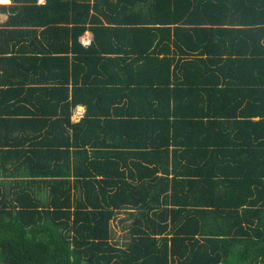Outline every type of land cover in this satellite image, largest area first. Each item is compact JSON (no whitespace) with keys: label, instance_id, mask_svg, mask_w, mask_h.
<instances>
[{"label":"trees","instance_id":"16d2710c","mask_svg":"<svg viewBox=\"0 0 264 264\" xmlns=\"http://www.w3.org/2000/svg\"><path fill=\"white\" fill-rule=\"evenodd\" d=\"M37 1L0 5V264H264V0Z\"/></svg>","mask_w":264,"mask_h":264},{"label":"rangeland","instance_id":"374dc122","mask_svg":"<svg viewBox=\"0 0 264 264\" xmlns=\"http://www.w3.org/2000/svg\"><path fill=\"white\" fill-rule=\"evenodd\" d=\"M83 40H85V38ZM125 216L126 214L124 213L118 214L116 219L111 224L113 240L120 245L126 243L128 239V233L126 229L127 222L122 221V219H124Z\"/></svg>","mask_w":264,"mask_h":264},{"label":"built area","instance_id":"2783aa9c","mask_svg":"<svg viewBox=\"0 0 264 264\" xmlns=\"http://www.w3.org/2000/svg\"><path fill=\"white\" fill-rule=\"evenodd\" d=\"M38 4H43L44 0H38ZM85 38V40H83ZM91 36L90 35H85L84 37L81 38V43L84 46H87L90 44ZM84 116V108L83 107H77L74 109L72 120L74 122L79 121L82 117Z\"/></svg>","mask_w":264,"mask_h":264},{"label":"crops","instance_id":"0c3cea01","mask_svg":"<svg viewBox=\"0 0 264 264\" xmlns=\"http://www.w3.org/2000/svg\"><path fill=\"white\" fill-rule=\"evenodd\" d=\"M9 4H10V0H6L5 2L0 0V5H9ZM6 20H7V15L0 13V28L4 25ZM87 35L89 34L87 33Z\"/></svg>","mask_w":264,"mask_h":264},{"label":"bare ground","instance_id":"6f19581e","mask_svg":"<svg viewBox=\"0 0 264 264\" xmlns=\"http://www.w3.org/2000/svg\"><path fill=\"white\" fill-rule=\"evenodd\" d=\"M1 1H3V2H5L6 0H1ZM261 1V0H260ZM223 4H225V3H223ZM261 18V17H260ZM166 21V20H165ZM262 28V27H261ZM226 30V29H225ZM229 30V29H228ZM232 31V30H231ZM254 36V35H253ZM255 38V37H254ZM257 39V38H256ZM179 41V40H178ZM164 46V45H163ZM149 47V46H148ZM255 118V117H254Z\"/></svg>","mask_w":264,"mask_h":264}]
</instances>
